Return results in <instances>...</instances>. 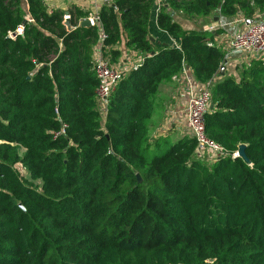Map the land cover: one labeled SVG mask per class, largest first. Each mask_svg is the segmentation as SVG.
I'll return each instance as SVG.
<instances>
[{
    "label": "trees",
    "instance_id": "1",
    "mask_svg": "<svg viewBox=\"0 0 264 264\" xmlns=\"http://www.w3.org/2000/svg\"><path fill=\"white\" fill-rule=\"evenodd\" d=\"M177 1L156 24L179 47L151 39L156 0H102L89 26L70 7V29L45 0H0V264H264V63L215 80L224 51L172 18ZM183 1L205 15L257 11V0ZM121 37L141 60L102 115L94 45L117 56ZM186 66L212 86L205 132L224 153L210 163L192 137L150 135L159 85Z\"/></svg>",
    "mask_w": 264,
    "mask_h": 264
},
{
    "label": "built area",
    "instance_id": "2",
    "mask_svg": "<svg viewBox=\"0 0 264 264\" xmlns=\"http://www.w3.org/2000/svg\"><path fill=\"white\" fill-rule=\"evenodd\" d=\"M156 12H159V6L156 8ZM69 19L70 16L68 12H65L63 15L64 23L65 21H69ZM83 19H87L90 25H94L98 22L97 12H95L92 16L85 17ZM17 31L18 33H21L22 27H18ZM103 37L104 35L102 34L101 39ZM228 45L229 49L232 51L246 53L251 58L262 60L264 63V12L255 15L251 23L244 29L231 34L229 36ZM93 60L95 75L98 79L95 91L96 101L97 107L102 114L106 107L107 97L120 80L124 69L122 63H118V66L111 64L108 55L102 49L101 45H99L94 52ZM140 60L141 57L137 62ZM137 62L135 64H137ZM186 69L184 68L182 73H180L181 78H179V80H181L182 83L189 89L188 97L182 105L187 134L196 141V156L205 160V155H208L211 157L212 161L223 155L224 149L210 140L205 132V114L211 108L212 103L211 82L208 81L198 85L194 84L192 79L186 73Z\"/></svg>",
    "mask_w": 264,
    "mask_h": 264
},
{
    "label": "crops",
    "instance_id": "3",
    "mask_svg": "<svg viewBox=\"0 0 264 264\" xmlns=\"http://www.w3.org/2000/svg\"><path fill=\"white\" fill-rule=\"evenodd\" d=\"M64 1H67V5L63 4ZM45 2L49 9L61 8L64 10V12H66L70 7L74 8V6L78 7L80 10L82 9L81 0H45ZM263 12L256 11L252 19H249L238 9L236 13L231 15H223L220 14L219 10H216L217 14L213 16L212 24L209 26L207 30L208 32L214 35L215 43L222 51H224L225 60L224 63H222V65L224 66V75L233 74L234 76L238 77L239 71L244 69V67L247 66L250 63V61L253 59L246 53L239 51H232L231 49H229V45H228L229 36L236 31L244 29L247 25L251 23L255 15L261 14ZM156 16H157V12L155 11L148 25L149 34L154 40V42H164L178 47L179 40L177 38L168 35L165 31L160 30L158 28L156 24ZM83 18L85 17H82L81 19ZM99 45H100L99 43H96L94 45V52L96 51ZM116 48L114 47V49ZM138 60H139V56L137 57L136 62ZM125 61L122 62V66L124 70L133 65V64L132 65L125 64L126 63ZM186 73L189 75L190 78L192 77V73L189 69H186ZM178 76L179 77L173 79L178 80L179 78H181L180 74ZM220 79L221 77L218 76L215 77V80H220ZM178 83H181V85L179 84V88L177 90V93L175 94L176 96L173 98L174 104L171 105V108L168 109V116L170 117L169 127H168L169 132L167 133L160 132L156 134H153L154 133L153 132L150 134L152 137L169 136L172 139H176L184 135L188 136L187 127L185 126V122H184V113L182 111V105L184 104V102L188 97L189 89L182 83L181 80H179ZM170 135H173V137H171Z\"/></svg>",
    "mask_w": 264,
    "mask_h": 264
},
{
    "label": "rangeland",
    "instance_id": "4",
    "mask_svg": "<svg viewBox=\"0 0 264 264\" xmlns=\"http://www.w3.org/2000/svg\"><path fill=\"white\" fill-rule=\"evenodd\" d=\"M166 0H157L155 5V11L157 6H159V9L162 7V4ZM102 0H81V12L84 17H90L95 12L98 11L100 7V3ZM184 1L178 0L176 2L177 5H170V7H167L168 12L172 16V18L178 22L184 29L192 30V31H204L208 32L209 26L212 24V18L217 13L216 11H212L210 14L205 15L202 11H199L195 6H192V10L189 8L183 6ZM63 4L67 5V1H64ZM166 5V4H165ZM71 6V4H70ZM189 7V5H187ZM256 10L259 12L264 11V0H257L256 3ZM23 7L25 8V2H23ZM154 11V12H155ZM114 47L118 48L120 51L119 55L110 54L107 51L110 49L109 47L106 49V54L108 55L111 64H115L118 66V63H122L125 60V64L132 65L136 63L137 57L140 58V52L135 51L131 49L129 46H126L124 43V39L121 37L120 41L113 45ZM225 56L223 58L224 63ZM194 84H202L204 82L200 81L199 79L195 78L193 75L191 77ZM179 79H173L170 82H163L158 87V93L156 96V106L153 113V121L151 125V131L150 134H156L160 132L167 133L169 132V116H168V109L171 108V105L174 104V97L177 93V90L179 88L178 83ZM152 134V135H153ZM174 135V134H173ZM173 135H170L173 137ZM205 160L210 163L211 157L208 155H205ZM18 172L21 174V176L27 177V174L22 166L16 165Z\"/></svg>",
    "mask_w": 264,
    "mask_h": 264
},
{
    "label": "water",
    "instance_id": "5",
    "mask_svg": "<svg viewBox=\"0 0 264 264\" xmlns=\"http://www.w3.org/2000/svg\"><path fill=\"white\" fill-rule=\"evenodd\" d=\"M79 24L81 26H89L90 25V23H89V21L87 19H82ZM65 25H66L67 29H70L71 28V25H70V22L69 21H65ZM186 68H188V66H186ZM223 74H224V66L223 65H220V69H219V72L217 73V76H222ZM211 107H212V105H211ZM245 147L246 146L244 144H240L238 146V149H237V152L235 153V155L240 156L244 160L248 161V158H247L246 153H245ZM137 178H138V181H140L139 175H137Z\"/></svg>",
    "mask_w": 264,
    "mask_h": 264
}]
</instances>
